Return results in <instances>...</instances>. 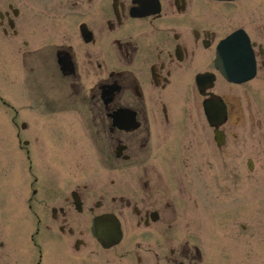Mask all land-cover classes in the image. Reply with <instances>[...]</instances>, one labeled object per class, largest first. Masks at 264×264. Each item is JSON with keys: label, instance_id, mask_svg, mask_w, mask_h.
I'll list each match as a JSON object with an SVG mask.
<instances>
[{"label": "flooded vegetation", "instance_id": "flooded-vegetation-1", "mask_svg": "<svg viewBox=\"0 0 264 264\" xmlns=\"http://www.w3.org/2000/svg\"><path fill=\"white\" fill-rule=\"evenodd\" d=\"M0 51V264H199L205 166L264 164V0H0Z\"/></svg>", "mask_w": 264, "mask_h": 264}, {"label": "rangeland", "instance_id": "rangeland-1", "mask_svg": "<svg viewBox=\"0 0 264 264\" xmlns=\"http://www.w3.org/2000/svg\"><path fill=\"white\" fill-rule=\"evenodd\" d=\"M6 60V53L0 51V80H10ZM211 167L205 166L199 179V197L203 198L199 203V264H264V164L253 165L251 171L243 165L233 182L234 192L218 199L213 194L219 172ZM218 180L219 189L228 188L227 182Z\"/></svg>", "mask_w": 264, "mask_h": 264}, {"label": "water", "instance_id": "water-1", "mask_svg": "<svg viewBox=\"0 0 264 264\" xmlns=\"http://www.w3.org/2000/svg\"><path fill=\"white\" fill-rule=\"evenodd\" d=\"M107 217L96 219L93 224L92 232L94 237L104 247L117 245L121 240V230L118 223H105Z\"/></svg>", "mask_w": 264, "mask_h": 264}]
</instances>
